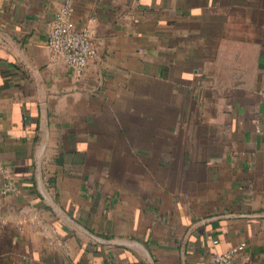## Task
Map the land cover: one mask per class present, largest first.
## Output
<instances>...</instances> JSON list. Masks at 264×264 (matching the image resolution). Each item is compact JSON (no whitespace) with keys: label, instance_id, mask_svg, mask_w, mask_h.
Returning a JSON list of instances; mask_svg holds the SVG:
<instances>
[{"label":"crops","instance_id":"1","mask_svg":"<svg viewBox=\"0 0 264 264\" xmlns=\"http://www.w3.org/2000/svg\"><path fill=\"white\" fill-rule=\"evenodd\" d=\"M96 49L47 47L65 6ZM264 264V0H0V264Z\"/></svg>","mask_w":264,"mask_h":264},{"label":"built area","instance_id":"2","mask_svg":"<svg viewBox=\"0 0 264 264\" xmlns=\"http://www.w3.org/2000/svg\"><path fill=\"white\" fill-rule=\"evenodd\" d=\"M71 9L65 5L54 17L47 34L46 44L55 55L61 56L76 76H81L96 55V49L86 30L79 31L70 21ZM240 244L227 252L215 254L210 264H233L235 257L243 251Z\"/></svg>","mask_w":264,"mask_h":264}]
</instances>
